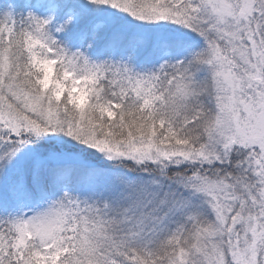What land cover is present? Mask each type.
<instances>
[{
    "label": "snow or ice",
    "instance_id": "snow-or-ice-1",
    "mask_svg": "<svg viewBox=\"0 0 264 264\" xmlns=\"http://www.w3.org/2000/svg\"><path fill=\"white\" fill-rule=\"evenodd\" d=\"M0 264H264V0H0Z\"/></svg>",
    "mask_w": 264,
    "mask_h": 264
}]
</instances>
